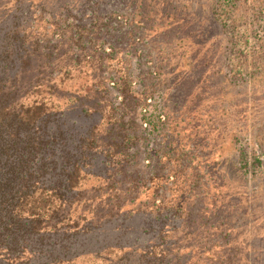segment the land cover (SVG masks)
<instances>
[{
    "label": "trees",
    "instance_id": "obj_1",
    "mask_svg": "<svg viewBox=\"0 0 264 264\" xmlns=\"http://www.w3.org/2000/svg\"><path fill=\"white\" fill-rule=\"evenodd\" d=\"M79 1L94 14L89 22L82 7H73L74 0H0V264H71L118 250L124 251L120 258H101L103 264H188L195 251L219 248L229 261L225 248L244 221L231 211L234 182L228 173L214 180L192 139L184 144L174 138L170 122L178 118L169 110L159 114L149 132L170 125L171 133L147 136L145 118L138 114L147 95L154 94V84L148 92L134 88L118 42L101 36L123 35L126 25L146 31L149 23V33L170 48L153 53L147 74L157 73L158 65L177 66L185 38H176L166 25L177 13V0ZM212 1L211 18L225 40L229 37L221 50L227 66L233 35L218 17L220 0ZM194 6L187 7L196 12ZM42 20L44 29L37 24ZM109 61L119 66L115 78L104 76ZM187 62L189 74L193 64ZM74 70L90 74L83 96L54 82ZM111 85L117 102L109 99ZM46 90L68 99L67 110L48 103L42 96ZM35 93L39 97L30 98ZM83 112L98 113L103 124L86 127ZM256 137L252 145L237 134L233 138L236 156L230 167L249 185L264 178V142ZM145 140L157 145L149 150L151 158H159L156 165L142 156ZM87 176L100 183L86 187L81 180ZM209 255L217 261L222 257L218 251Z\"/></svg>",
    "mask_w": 264,
    "mask_h": 264
},
{
    "label": "rangeland",
    "instance_id": "obj_2",
    "mask_svg": "<svg viewBox=\"0 0 264 264\" xmlns=\"http://www.w3.org/2000/svg\"><path fill=\"white\" fill-rule=\"evenodd\" d=\"M74 1L73 7L78 11L82 7L83 13L87 14L86 22L93 19L94 14L91 9L83 7L79 0ZM211 2L213 1L177 0V13L173 18L167 19L166 25L175 30L176 38L179 36L185 38L180 44L181 49L176 53V55L184 53V58L178 60L177 66L171 64L169 68L165 67L166 70L161 69L159 65L155 66L157 73L151 76L147 74V71L153 68L149 64V60H153V53L170 46L169 42L164 44L162 40L153 37L154 33H149V23L146 31L126 25L123 35L114 31V36L106 34L101 36L118 42L119 52H121L119 56L127 60L124 66L128 67L129 64L131 66L129 72L134 88H138L140 92H148L154 84L152 88L155 90L154 94L147 95L150 99L145 100V105L138 114L140 118H145L146 124L143 127L146 128L147 136L161 135L163 137L171 133L170 125H167L164 130L152 128V132H149L152 124L157 122L159 114L169 110L174 117L178 118L170 122L174 138L181 137L184 144L192 139L196 153L201 155V161H204L206 166L209 165L207 171L212 169L211 172L216 175L217 179L214 180H220L221 174L228 173L230 180L237 188L236 196L230 198L234 206L231 207V211L234 214H242L245 223L244 225L243 222L239 223L233 232V243L225 248V259L229 258V261L224 260L221 248L210 252L200 249L195 251L194 258H191L188 264H204L209 258V264H227L226 262L264 264V178L253 180L249 182L250 185L245 184L230 167L236 156L233 140L236 134L241 137V142L244 144H255L259 141L256 136H261L264 142V0L219 1L216 9L218 17L233 35L235 44L229 56L230 65L227 66L224 65V55L221 50L223 48L224 51L229 44L227 41L229 37L225 40L226 38L218 32L217 24L207 9ZM234 2L235 6L231 7ZM191 4L196 5L197 8L194 6L196 12L190 7L188 9L187 6ZM136 18L138 19L137 16ZM166 18L167 15L162 17L163 20ZM158 19H161L160 16ZM10 23L11 18L8 21V24ZM37 24L41 29L45 28L43 20ZM170 35L173 36L174 33ZM94 36L97 37V35ZM68 48L69 46H65L62 49ZM209 51H212L211 54ZM168 52L170 57L174 55L172 50ZM188 59L192 61L193 69L186 74L190 71ZM115 63V61L113 63L109 61V68L104 76L117 77L115 71L119 66L114 67ZM84 71L74 70L69 75L61 74L54 78V82L65 90H72L83 96L92 82L90 74ZM109 88L111 90L109 99L117 102L119 98L116 87L111 85ZM173 90L180 100L177 101L175 97H172ZM42 96L46 97L48 103L55 104L58 109L67 110L68 99L58 91L50 93L46 90L42 92ZM33 97H39V93H35L30 98ZM170 105L173 109H169ZM184 114L186 120L183 121ZM81 117L86 122V127L93 124H99V127L103 124V118L98 113L87 116V113L83 112ZM76 130L80 131L79 128ZM156 146L153 143L148 144L146 140L142 146V156L150 158L155 165L159 162V158H151L149 150ZM216 161L222 162V165H210ZM261 175L264 177V173ZM82 177H84L83 174ZM81 181L86 187L100 183V179L93 176H87ZM222 216L226 217L225 214ZM203 240L205 241V239L200 241L204 242ZM123 241L124 239L113 242ZM230 249L232 252H229ZM216 251L222 256L218 261L209 255ZM123 254L122 250L108 251L98 256L79 257L71 264H103L101 258L116 259Z\"/></svg>",
    "mask_w": 264,
    "mask_h": 264
}]
</instances>
